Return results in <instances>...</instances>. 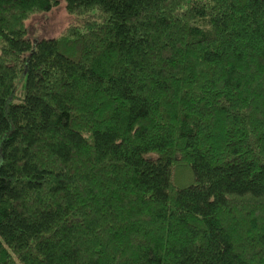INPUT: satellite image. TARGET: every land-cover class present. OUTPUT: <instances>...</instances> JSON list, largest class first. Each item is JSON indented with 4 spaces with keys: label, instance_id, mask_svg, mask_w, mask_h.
Segmentation results:
<instances>
[{
    "label": "trees",
    "instance_id": "1",
    "mask_svg": "<svg viewBox=\"0 0 264 264\" xmlns=\"http://www.w3.org/2000/svg\"><path fill=\"white\" fill-rule=\"evenodd\" d=\"M0 40V264H264V0H0Z\"/></svg>",
    "mask_w": 264,
    "mask_h": 264
},
{
    "label": "rangeland",
    "instance_id": "2",
    "mask_svg": "<svg viewBox=\"0 0 264 264\" xmlns=\"http://www.w3.org/2000/svg\"><path fill=\"white\" fill-rule=\"evenodd\" d=\"M69 24V16L63 4L49 13L35 14L27 21L29 37L36 41L42 38L57 37ZM1 52V40H0ZM23 87L21 80L18 82Z\"/></svg>",
    "mask_w": 264,
    "mask_h": 264
}]
</instances>
